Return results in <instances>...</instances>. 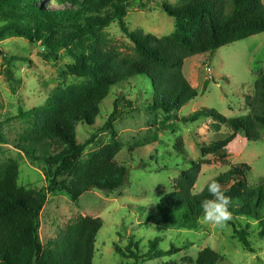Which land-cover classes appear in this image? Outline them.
<instances>
[{"label":"trees","instance_id":"trees-1","mask_svg":"<svg viewBox=\"0 0 264 264\" xmlns=\"http://www.w3.org/2000/svg\"><path fill=\"white\" fill-rule=\"evenodd\" d=\"M54 1L62 8L47 9L40 0H0V40L13 37L40 45L47 51L46 60L58 61L59 52L65 50L75 60L71 73L87 80L59 88L45 106L20 113L27 128L12 145L35 166L42 167L47 187L21 186L18 162L0 170V264H94L97 237L104 226L101 218L81 217L56 240L44 245L41 213L50 195L65 194L78 203L92 189L112 194L129 182V169L116 160L123 148L114 125L119 100L106 123V129L112 132L111 143L84 159L96 136L85 144L78 141V126H96L101 105L114 87L121 89L136 80L149 84V109L167 114L163 126L168 130L173 129L166 125L171 119L184 124L213 119L216 128L224 125L230 129V133L202 147L204 157L215 155L226 160L228 146L238 133L249 141H259L264 131V74L255 82L247 115L227 118L207 107L185 117L176 113L199 95L184 73L186 60L264 33L263 0H179L176 5L164 2L160 7L175 20V30L163 37L129 29L125 18L134 0ZM142 8L147 6L142 4ZM115 24L134 44L132 56L124 57L108 44L103 32ZM0 55L6 64L24 60L8 56L1 47ZM6 74L14 84L11 72ZM2 128L0 123V144H9ZM178 151L183 153L182 142ZM188 163L190 168L177 179L176 192L159 203L156 215L151 214L163 230L195 231L202 227L198 223L201 201L211 197L206 188L203 193H193L202 163ZM251 171L249 165L237 164L214 179L231 197L232 216L255 222L264 235V179L251 184ZM249 231V227L239 231V241L247 251L254 252ZM220 261L221 256L208 248L200 253L196 264Z\"/></svg>","mask_w":264,"mask_h":264},{"label":"rangeland","instance_id":"rangeland-1","mask_svg":"<svg viewBox=\"0 0 264 264\" xmlns=\"http://www.w3.org/2000/svg\"><path fill=\"white\" fill-rule=\"evenodd\" d=\"M164 2L176 5L179 0H134L125 18L129 29L159 37L172 34L175 20L161 9ZM142 4L147 8H142ZM40 5L47 9L62 8L54 0H40ZM103 34L110 47L124 57L133 55L135 46L118 24ZM0 47L8 56L24 58L6 64L0 55V123L10 142L0 144V170L18 162L19 184L41 189L47 187L42 167L35 166L12 145L27 128L20 113L45 106L59 88L87 80L71 73L75 60L65 50L59 52L60 59L56 61L53 58L46 60L47 51L25 39L8 37L0 40ZM8 70L15 79L14 84L6 74ZM184 73L199 95L176 112L180 117L189 116L203 107L216 109L227 118L247 115L255 82L264 74V33L212 53L190 57L185 62ZM118 88L114 87L101 105L95 127L78 126V141L85 144L96 136L87 147L84 159L92 152L105 149L112 140V132L106 129V123L119 100V116L114 125L123 148L116 160L129 169V182L112 194L92 189L78 203L65 194L50 195L41 213L43 244L56 240L81 217L101 218L104 226L97 237L94 264H196L200 253L208 248L221 256L222 261L218 264H264V235L253 221L248 223L232 216L225 228L202 225L195 231H176L161 229L151 217V214H157L159 203L176 192L177 179L190 168L189 160L202 163L193 190L195 194L200 193L210 180L242 163L252 169L249 182L259 183L264 179V131L259 141H249L243 133H238L228 146L226 160L215 155L204 157L202 147L230 133V129L224 125L216 128L213 119L189 124L171 119L166 125L173 129L168 130L163 126L167 114L149 109L152 101L149 84L136 80ZM180 142L183 153L178 151ZM246 227L250 228L249 240L254 252L247 251L239 241L238 232ZM154 242L156 249H153ZM132 254H137L138 258Z\"/></svg>","mask_w":264,"mask_h":264},{"label":"clouds","instance_id":"clouds-1","mask_svg":"<svg viewBox=\"0 0 264 264\" xmlns=\"http://www.w3.org/2000/svg\"><path fill=\"white\" fill-rule=\"evenodd\" d=\"M205 188L211 198L201 201L202 214L198 217V223L202 225H214L217 228H225L232 220V213L229 210L232 203L231 197L225 195L221 184L215 180H210ZM205 188H201L203 193Z\"/></svg>","mask_w":264,"mask_h":264}]
</instances>
